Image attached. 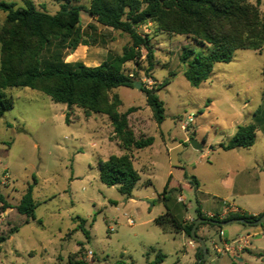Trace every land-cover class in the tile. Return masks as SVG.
Instances as JSON below:
<instances>
[{
  "label": "rangeland",
  "instance_id": "374dc122",
  "mask_svg": "<svg viewBox=\"0 0 264 264\" xmlns=\"http://www.w3.org/2000/svg\"><path fill=\"white\" fill-rule=\"evenodd\" d=\"M0 1L25 6V0ZM32 1L55 14L62 4L88 7L91 0ZM260 10L264 12V0ZM5 19L6 13L0 10V28ZM81 25L90 35L89 46L108 54H121L131 42L128 34L104 28L87 12H82ZM137 29L153 37L155 66L146 73L144 52L138 65H126L127 72L135 73L136 82L147 88L167 79L171 82L157 92L166 109L160 125L141 89L114 90L123 102L120 112L136 108L129 120L137 137H154L152 146L131 152L141 174L131 198L122 195L118 185L107 186L100 180L99 161L125 153L113 137L107 116L87 117L82 109H68L30 88L8 90L15 106L0 117V194L4 199L0 200V237L6 238L0 243V264H68L70 258L89 264H148L159 253L165 255L160 264H194L200 245L193 239L194 245H189L190 239L181 234L165 233L154 222L157 216L168 209L180 219L193 215L196 196L206 210H219L224 201L241 204L249 212L264 207V163H257L264 159V47L237 50L231 62L217 63L209 79L193 87L184 76L181 54L185 47L197 52L204 47L183 35L156 32L153 24ZM74 60L95 64L89 59ZM249 123L258 125L252 148L225 151L220 147L239 125ZM193 136L200 149L191 145ZM244 164L255 168L244 170ZM236 169L243 172L231 173ZM184 171L200 179L206 195L190 189ZM171 175L178 191L165 203L161 194ZM149 180L152 185H146ZM30 185L38 207L36 219L28 223L16 206ZM242 188L246 193L233 197L231 192ZM79 218L86 222L90 239L78 228ZM223 230L226 239L221 240L209 227L201 228L200 236L208 239L210 251L206 264H264V224L234 223Z\"/></svg>",
  "mask_w": 264,
  "mask_h": 264
},
{
  "label": "trees",
  "instance_id": "16d2710c",
  "mask_svg": "<svg viewBox=\"0 0 264 264\" xmlns=\"http://www.w3.org/2000/svg\"><path fill=\"white\" fill-rule=\"evenodd\" d=\"M24 7L0 1V10L6 19L0 28V117L15 106L14 97L8 93L12 88H30L42 92L58 104L68 109L74 107L84 111L87 117L93 114L105 115L113 128V137L125 151L121 155H111L99 161L100 180L107 186H119L122 195L131 198L133 190L141 181V174L134 166L132 150H141L154 143L153 136L137 137L130 124L129 115L136 110L120 112L123 102L114 90L119 87L135 88L136 74L127 72L129 63L139 64L146 53V73L154 69L153 37L150 33L141 34L138 27L153 24L156 32L170 35H183L204 47L197 52L183 48L181 61L186 65L184 76L193 87L206 82L217 63L231 62L237 50L260 51L264 47V12L260 10L261 0L254 5L247 0H91L88 7L62 4L60 10L51 14L39 9L32 0H25ZM82 12H87L95 22L105 28L128 34L131 42L121 54L109 52L107 60L98 66H87L82 62H67L66 58L80 45L89 46L87 32L82 28ZM94 29L93 25L88 26ZM264 72V71H263ZM167 79L156 87L142 86L148 106L155 121L162 124L166 119L165 103L157 92L170 84ZM66 121L69 122L68 114ZM258 132L256 123L239 125L233 137L220 147L225 150L249 149L254 146ZM188 184L198 190L199 182L195 176L184 171ZM172 175L161 197L166 203L178 188L171 184ZM146 185H152L151 180ZM179 190H183L182 185ZM30 185L22 196L16 209L27 217V222L35 220L38 203ZM0 200H4L0 194ZM196 217L206 219L200 223V230L209 227L220 232L223 227L209 220L224 222L243 218L249 222L259 220L258 215L231 213L220 219L218 215L208 217L196 196ZM80 228L90 239L85 229V221ZM196 220V219H195ZM195 220L180 219L168 209L155 219L165 233L184 234L191 238ZM246 226V225H245ZM251 226L257 227L252 224ZM206 242L208 239L203 237ZM6 238L0 237V243ZM208 253H210L208 249ZM204 254L197 248V264H206ZM165 255L159 253L148 264H160ZM68 264H89L70 258ZM231 264H239L232 262Z\"/></svg>",
  "mask_w": 264,
  "mask_h": 264
},
{
  "label": "crops",
  "instance_id": "0c3cea01",
  "mask_svg": "<svg viewBox=\"0 0 264 264\" xmlns=\"http://www.w3.org/2000/svg\"><path fill=\"white\" fill-rule=\"evenodd\" d=\"M92 19V18H91ZM93 20V19H92ZM105 28V27H104ZM106 52V53H105ZM75 53V54H74ZM74 53H72L71 55H69L68 57L69 58H72L71 60L72 61H69V62H80V61H75L74 59H76V58H80V59H83V60H87V59H89L90 60V62H94L95 64L93 65V66H91V65H87V61H83L82 63H84L85 65H87V66H91V67H94V66H98V65H100L102 62H104L105 60H107V58H108V51H103L101 48H99L98 46H84V45H80L78 48H77V50L74 52ZM75 55V57H73ZM68 62V61H67ZM153 118H154V116H153ZM155 120V119H154ZM157 123V122H156ZM158 124V123H157ZM160 125V124H159ZM117 142V141H116ZM118 143V142H117ZM118 145H119V143H118ZM252 148V147H251ZM238 149H244V148H238ZM250 149V148H249ZM234 150V149H233ZM261 161H263V163H264V159H259V160H257V163L258 162H261ZM252 168H255V167H253V166H250V165H246V164H244V166H243V169L244 170H247V169H252ZM264 170V165H263V168H261V171H263ZM232 172H236L237 174L238 173H242L243 172V170L242 169H239V171L236 169V170H232L231 171V173ZM197 178V177H196ZM197 180H198V182H199V188H198V192H201V193H203V195H206L207 193H205L203 190H202V188H201V182H200V179H198L197 178ZM231 181H233L232 179H231ZM232 184V183H231ZM189 185V184H188ZM190 186V185H189ZM244 188V187H243ZM243 188H242V190H239L238 192L236 191V192H231V194L233 195V197H235V196H237V197H239L240 195H244V193H246L245 192V190H243ZM190 189H192V187L190 186ZM201 202V201H200ZM180 203H182V202H180ZM226 204H228V205H230L232 208H234V209H237V210H239L240 211V213H248V214H251V215H258V214H261V213H263L264 212V207L261 209V210H258V211H260V212H249L248 210H247V208H245V207H243V206H240L239 204H235V203H233V202H229V201H224L221 205H220V208H219V210L217 209V210H206L205 208H203V206H202V202H201V206H202V209H203V212L208 216V217H211V216H216V215H218L219 217H222V216H224L225 215V205ZM197 206V205H196ZM187 209H188V207H187ZM214 209H216V208H214ZM170 211H172V210H170ZM173 212V211H172ZM174 213V212H173ZM158 217V216H157ZM156 217V218H157ZM155 218V219H156ZM155 219H154V221H155ZM182 219H184V220H188V221H193V220H195V219H197V217H196V212L193 214V215H188V216H186V217H183ZM223 229L220 231V232H215V231H212L214 234H216V235H218L219 236V238L221 239V240H224V239H226V238H222V233H223ZM183 237H185V238H188L187 236H185L184 234H181ZM190 239V238H189ZM190 241H192L191 239L189 240V245H190Z\"/></svg>",
  "mask_w": 264,
  "mask_h": 264
},
{
  "label": "water",
  "instance_id": "95a60500",
  "mask_svg": "<svg viewBox=\"0 0 264 264\" xmlns=\"http://www.w3.org/2000/svg\"><path fill=\"white\" fill-rule=\"evenodd\" d=\"M164 1H166V0H160V2H164ZM135 87L138 88V89H141L142 88V83L136 82L135 83ZM190 143L196 149H200L201 148L197 144V142L195 141L194 136L190 139ZM207 221L208 220H206V219H196L195 223L193 225L192 231H191V238L200 245L199 250L202 251L203 254H204L203 260H206V258L209 256V253H208V248H207L205 239L197 234V228H198V225L200 223L207 222ZM209 222L210 223L219 224L222 227H225V226H227L229 224H234V223H241V224H244V225H252V224H254V225H263L264 224V215L259 220L255 221V222H249V221H247V220H245L243 218H234V219H230V220H227V221H224V222H218V221L209 220ZM199 263H200V261L197 264H199Z\"/></svg>",
  "mask_w": 264,
  "mask_h": 264
},
{
  "label": "built area",
  "instance_id": "2783aa9c",
  "mask_svg": "<svg viewBox=\"0 0 264 264\" xmlns=\"http://www.w3.org/2000/svg\"><path fill=\"white\" fill-rule=\"evenodd\" d=\"M188 120H189L190 122H192V121H193V117H189ZM187 126H188L187 123H186V124H183V125H182V129H183V130H186ZM179 201H180V202H183V201H184V198H183L182 196H180V197H179ZM231 213H240V211L237 210V209H234V208H232L230 205L226 204V205H225V215L222 216V217H220V219L225 218L227 215H229V214H231ZM211 217H213V216H211ZM130 224H132V225L134 224L132 220L130 221ZM263 233H264V231H263ZM190 245H194V242H193V241H190ZM88 254H89V257H92L93 252H92V251H89Z\"/></svg>",
  "mask_w": 264,
  "mask_h": 264
}]
</instances>
